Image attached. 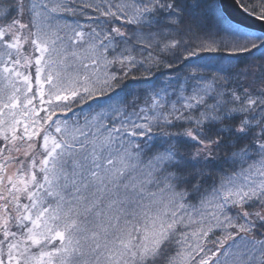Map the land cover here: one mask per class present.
<instances>
[{"label": "snow or ice", "instance_id": "1", "mask_svg": "<svg viewBox=\"0 0 264 264\" xmlns=\"http://www.w3.org/2000/svg\"><path fill=\"white\" fill-rule=\"evenodd\" d=\"M0 264H264V31L223 0H0Z\"/></svg>", "mask_w": 264, "mask_h": 264}, {"label": "water", "instance_id": "2", "mask_svg": "<svg viewBox=\"0 0 264 264\" xmlns=\"http://www.w3.org/2000/svg\"><path fill=\"white\" fill-rule=\"evenodd\" d=\"M227 12L230 14L234 22H242L243 25L249 27L251 31L259 33L264 31V22L257 20L254 16H250L237 6L239 0H223Z\"/></svg>", "mask_w": 264, "mask_h": 264}]
</instances>
